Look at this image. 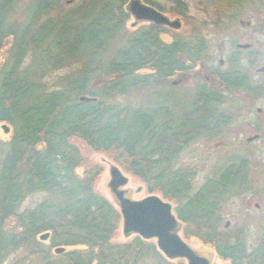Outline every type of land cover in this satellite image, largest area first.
Returning a JSON list of instances; mask_svg holds the SVG:
<instances>
[{
    "label": "trees",
    "instance_id": "trees-1",
    "mask_svg": "<svg viewBox=\"0 0 264 264\" xmlns=\"http://www.w3.org/2000/svg\"><path fill=\"white\" fill-rule=\"evenodd\" d=\"M18 1L0 0V122L11 130L0 140V264L20 248L38 264H185L165 258L154 240H113L120 212L95 190L100 165L77 173L83 158L76 138L109 155L147 194L172 202L183 240L209 246L225 264H264V215L251 245L242 228L222 226V207L238 194L237 167L196 188L193 168H171L213 118L208 98L194 99L176 118L162 103L133 108L115 102L163 83L181 66L174 42L160 38L163 28H139L111 48L128 19L127 0H81L53 17L59 0H32L16 26L11 16ZM143 1L168 13L190 10L189 0ZM62 68L69 70L42 81ZM30 194L42 197L20 209Z\"/></svg>",
    "mask_w": 264,
    "mask_h": 264
},
{
    "label": "flooded vegetation",
    "instance_id": "flooded-vegetation-1",
    "mask_svg": "<svg viewBox=\"0 0 264 264\" xmlns=\"http://www.w3.org/2000/svg\"><path fill=\"white\" fill-rule=\"evenodd\" d=\"M139 1L153 7L168 21H176L173 25L149 21L144 24L163 28L160 38L167 45L174 42L177 48L181 66L173 72L177 80L169 82L179 85L183 74H193L190 104L198 97H207L208 104L213 105V118L207 120L200 137L216 136L232 120L243 116L248 117L243 127L253 134L247 142L263 138L264 0H191L190 10L185 14L164 12ZM178 116L174 114L175 118ZM229 165H237L239 190L248 191L250 166L245 157L205 179H217Z\"/></svg>",
    "mask_w": 264,
    "mask_h": 264
},
{
    "label": "rangeland",
    "instance_id": "rangeland-1",
    "mask_svg": "<svg viewBox=\"0 0 264 264\" xmlns=\"http://www.w3.org/2000/svg\"><path fill=\"white\" fill-rule=\"evenodd\" d=\"M32 0H19L15 5L11 18L15 20L14 24L19 26L22 24L26 9ZM191 1V0H189ZM81 0H59L57 6L52 9L51 15H61L76 7ZM124 12L128 15V19L124 23L122 31L114 38L112 47L121 44L126 38L130 37L137 29L145 27L146 21H140L134 24V19L130 16L126 8L123 6ZM130 16V17H129ZM164 39L165 37L162 36ZM167 38V37H166ZM166 40V39H165ZM31 55L25 59L24 64L29 63ZM68 68H62L43 77L42 81L51 82L52 75L64 74ZM193 75V74H192ZM192 75L183 74L182 83L179 85L171 84L169 81L177 80L173 74L163 83L158 85H147L143 88H137L128 92L125 96L115 100L118 105L128 104L133 108L138 106H152L155 103L167 105L174 114H180L188 109L192 99L193 80ZM173 114V115H174ZM248 117L235 118L225 130L212 137H197L194 141L189 142L176 159L172 162L171 168L189 166L194 169L195 178L193 187H198L205 178L219 173L229 163H237L240 157H245L249 161V190H236L237 195L233 196L230 201L222 207V226L223 228H242L247 233L248 244L253 243L258 234L262 217L264 215V137L259 140L247 142V138L252 136V132L248 131V127L244 128ZM8 126L4 122H0V140L7 141L11 136V130L4 132L2 126ZM75 145L78 147L83 158V163L76 171L82 174L88 164H97L102 167V172L95 181V190L104 195L111 202L114 197L111 194L107 183L109 181V169L111 166L119 168L121 173L128 178L127 184L123 187L128 191V197L133 200H139L148 196L144 184L136 177L124 171L117 163H115L109 155L103 152L92 150L83 140L76 138ZM237 167V165H234ZM158 195V194H156ZM161 197L160 195H158ZM41 194L27 195L20 204V209L31 207L40 198ZM171 206H174L170 202ZM116 205V204H115ZM180 234V232H179ZM181 235V234H180ZM124 236L122 233L121 223L114 236V241L123 242L131 238ZM187 244L196 250L200 255L207 257L210 264H225L216 257L212 249L202 244L196 239H189ZM2 264H38L35 256L28 254L26 249L20 248L12 252Z\"/></svg>",
    "mask_w": 264,
    "mask_h": 264
},
{
    "label": "water",
    "instance_id": "water-1",
    "mask_svg": "<svg viewBox=\"0 0 264 264\" xmlns=\"http://www.w3.org/2000/svg\"><path fill=\"white\" fill-rule=\"evenodd\" d=\"M126 10L132 15L134 24L140 21H149L155 24L169 23L165 16L153 7L143 5L139 0H129ZM175 27V25L173 26ZM80 101H90L85 96ZM8 132L7 126H2ZM107 186L114 197V201L121 215V227L124 236L138 235L146 240H154L157 249L169 260L183 259L185 264H210V260L200 255L189 246L180 236V223L172 212V206L156 194H150L142 199L133 200L126 196L127 190L123 187L128 178L119 168L111 166L109 169ZM48 233L41 234L40 240H46ZM61 247L55 249L56 253Z\"/></svg>",
    "mask_w": 264,
    "mask_h": 264
},
{
    "label": "bare ground",
    "instance_id": "bare-ground-1",
    "mask_svg": "<svg viewBox=\"0 0 264 264\" xmlns=\"http://www.w3.org/2000/svg\"><path fill=\"white\" fill-rule=\"evenodd\" d=\"M161 34V33H160ZM89 98V97H88ZM90 99H94L95 100V98H90ZM94 100H90V101H94ZM239 173V172H238ZM238 189H240V187H238ZM148 195H150V194H148ZM185 241V240H184ZM186 242V241H185ZM187 243V242H186ZM185 261V260H184Z\"/></svg>",
    "mask_w": 264,
    "mask_h": 264
}]
</instances>
